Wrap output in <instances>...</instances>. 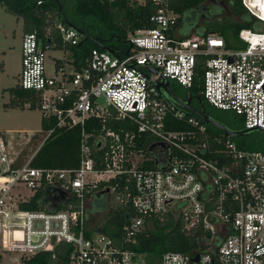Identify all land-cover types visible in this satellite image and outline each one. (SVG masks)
I'll use <instances>...</instances> for the list:
<instances>
[{"label": "built area", "instance_id": "built-area-1", "mask_svg": "<svg viewBox=\"0 0 264 264\" xmlns=\"http://www.w3.org/2000/svg\"><path fill=\"white\" fill-rule=\"evenodd\" d=\"M146 1L155 6L154 26L128 34L131 50L92 48L80 68L71 57L49 72L48 47L34 32L22 34L19 84L38 92L41 116L56 127L81 126L80 158L75 167L36 166L31 156L13 165L0 132V251L54 258L64 245L67 264H144L131 244L146 221L171 215L198 244L163 253L159 264H264V151L211 133L155 85L162 76L190 86L202 56L204 98L241 116L243 127H264V0H241L261 23L239 29L242 47L214 31L177 37L173 0H130ZM57 28L65 41H78L73 26ZM88 119L100 127L86 131ZM115 120L122 123L112 127ZM39 189L52 208H21ZM101 189L132 209L116 235L89 224L88 203Z\"/></svg>", "mask_w": 264, "mask_h": 264}, {"label": "trees", "instance_id": "trees-1", "mask_svg": "<svg viewBox=\"0 0 264 264\" xmlns=\"http://www.w3.org/2000/svg\"><path fill=\"white\" fill-rule=\"evenodd\" d=\"M58 2L60 8L58 7ZM0 6L14 14L21 20L22 34L34 32L38 40L48 48L68 50L75 68H80L86 62L92 48L108 49L116 55L125 54L131 50L128 34L140 27L154 26L151 19L155 6L146 1L143 4L131 3L130 0H0ZM173 9L179 13L174 29L178 37L192 34H204L209 31L218 32L224 36L229 47H242L244 44L238 38V31L242 27L260 28V21L251 14L242 4L241 0H173ZM73 26L78 30L79 39L69 43L62 39L57 24ZM173 29V30H174ZM172 30V31H173ZM174 32V31H173ZM174 35V33H173ZM56 62L62 63L56 58ZM203 57L197 59L193 82L184 87L170 79L174 90L191 103L189 114L200 116L201 111L221 121L230 129L243 128L242 118L227 110L219 109L210 104L201 92ZM8 91V100L5 107L37 108L39 101L38 92L23 88L19 81L5 88ZM122 123L115 120L110 123L117 127ZM178 127L183 124L176 122ZM100 127V122L88 119L84 123L86 131L92 126ZM54 129L35 150L30 158V163L36 166L75 167L79 163V143L81 126L56 127L53 119L41 118V131L48 127ZM211 133L226 137L223 131L207 123ZM36 133L31 136H35ZM243 148L259 149L264 151V132L251 129L241 135L230 136ZM142 139V138H141ZM141 141H138L140 144ZM24 161V151L21 150L15 157L13 165ZM113 182H109L111 184ZM103 185V184H101ZM108 192L101 189L94 194L96 211L101 213L108 209ZM23 209H51L49 197L43 189L37 190L27 201L20 203ZM108 218L97 227V230L110 235L118 234L121 226L132 214L129 206L111 207L108 209ZM196 234L183 231L178 220L171 215H165L162 220L153 218L140 233L131 248L144 254V264H159L163 253L167 251L189 252L197 246ZM62 245L53 258L51 252H39L28 258L21 257L22 264H67L68 250Z\"/></svg>", "mask_w": 264, "mask_h": 264}, {"label": "rangeland", "instance_id": "rangeland-1", "mask_svg": "<svg viewBox=\"0 0 264 264\" xmlns=\"http://www.w3.org/2000/svg\"><path fill=\"white\" fill-rule=\"evenodd\" d=\"M21 33V22L17 20L14 14L0 6V128H8L6 137L11 140L13 148H21L20 151H24V160H26L43 139L44 132L41 131L42 116L40 110L27 107L6 109L3 105L8 100L7 91L3 90V87L13 85L18 81L17 75L21 69L19 49ZM61 56H66L61 49L52 47L46 49L45 62L49 72L52 71L53 62ZM32 133H36V135L30 136ZM22 191L26 195L30 194L26 188H22ZM107 194L109 208H114L118 204L121 206L116 192H108ZM108 209L93 214L95 205L92 203L88 210L93 214L89 216V224L94 228L100 227L109 216ZM0 264H22V261L18 252L0 251Z\"/></svg>", "mask_w": 264, "mask_h": 264}, {"label": "water", "instance_id": "water-1", "mask_svg": "<svg viewBox=\"0 0 264 264\" xmlns=\"http://www.w3.org/2000/svg\"><path fill=\"white\" fill-rule=\"evenodd\" d=\"M58 7L60 8L59 2H58ZM150 70L152 72L156 71V69L153 67L150 68ZM161 78L162 79L156 81L155 85L157 88H159L164 93L165 97L169 100H173V101L179 103L180 105H183L185 107L190 108V106H189L190 97H188L185 100L181 99L180 97H178L176 94H174L170 90V88H169V81L170 80L164 79L162 76H161ZM200 114H201V117L203 118L204 122L210 123V124L220 128L223 131V133L227 136L241 135V134H243V133H245L251 129H259V130L264 132V127H261V126L243 127L241 129H230L227 126H225L221 121L213 118L208 113H206L204 109L201 111ZM195 259H197V256L195 257Z\"/></svg>", "mask_w": 264, "mask_h": 264}, {"label": "crops", "instance_id": "crops-1", "mask_svg": "<svg viewBox=\"0 0 264 264\" xmlns=\"http://www.w3.org/2000/svg\"><path fill=\"white\" fill-rule=\"evenodd\" d=\"M17 20H19L20 22H21V20L20 19H17ZM174 35L175 36H177L178 37V35H177V32H176V30L174 29ZM21 36H22V33H21ZM20 43H21V38H20ZM19 49H20V47H19ZM63 54H66V56H61V57H58L59 59H61V61L62 62H64V61H70V59H71V55H70V53H69V51L68 50H63ZM21 55V54H20ZM20 58H21V56H20ZM1 67H2V65H1ZM3 68V67H2ZM19 73H20V71H19ZM19 73H18V75H17V77L19 76ZM17 82V81H16ZM15 82V83H16ZM14 83V84H15ZM13 84V85H14ZM11 86V85H10ZM6 87H8V86H5V87H3V90H6L5 88ZM7 91V90H6ZM7 94H8V91H7ZM9 96V95H8ZM8 98V97H7ZM173 101V100H172ZM177 103V102H176ZM4 104V103H3ZM179 104V103H178ZM180 105V104H179ZM181 106H183V105H181ZM5 107V106H4ZM25 107H27V106H24V107H5L6 109L8 108V109H14V108H25ZM183 107H185V106H183ZM27 108H29V107H27ZM185 108H187V109H189L188 107H185ZM9 130H8V128L6 129V128H4V129H2V128H0V132L2 133V135H3V137H4V139H5V141H6V145H7V151H8V156L9 157H12V158H14L15 159V157L18 155V153L20 152V149H15V148H13L12 147V143H11V140L9 139V138H7L6 137V132H8ZM31 131H33V130H31ZM33 134V133H32ZM31 134V135H32ZM30 135V136H31ZM30 136L27 138V141L29 140V138H30ZM26 141V142H27ZM25 142V143H26ZM41 143H39L38 144V146L35 148V150L39 147V145H40ZM35 150L32 152V154L35 152ZM32 154L30 155V156H32ZM29 156V157H30ZM94 204V197L89 201V203H88V209H90L91 208V204ZM97 209H95V212L93 213V214H97L98 212L96 211ZM93 214H91V215H93Z\"/></svg>", "mask_w": 264, "mask_h": 264}, {"label": "flooded vegetation", "instance_id": "flooded-vegetation-1", "mask_svg": "<svg viewBox=\"0 0 264 264\" xmlns=\"http://www.w3.org/2000/svg\"><path fill=\"white\" fill-rule=\"evenodd\" d=\"M169 88H170V90L174 93V94H176L178 97H180L181 99H187V98H185L182 94H181V91L180 90H174L173 88H172V85H171V83H170V81H169ZM191 98H190V101H189V106H190V103H191ZM204 110H205V108H203Z\"/></svg>", "mask_w": 264, "mask_h": 264}]
</instances>
